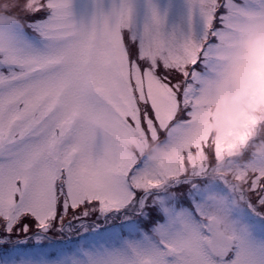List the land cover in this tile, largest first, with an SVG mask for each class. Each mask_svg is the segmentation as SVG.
Masks as SVG:
<instances>
[{
  "label": "snow or ice",
  "instance_id": "6c2138e0",
  "mask_svg": "<svg viewBox=\"0 0 264 264\" xmlns=\"http://www.w3.org/2000/svg\"><path fill=\"white\" fill-rule=\"evenodd\" d=\"M5 11L0 264H264V169L233 170L234 181L247 173L227 202L251 226L244 242L201 241L177 260L168 240L178 218L160 223L158 190L182 175L119 157L113 135L206 149L211 138L192 125L198 100L236 71L225 53L239 32L264 27V0H8Z\"/></svg>",
  "mask_w": 264,
  "mask_h": 264
},
{
  "label": "clouds",
  "instance_id": "9594fccd",
  "mask_svg": "<svg viewBox=\"0 0 264 264\" xmlns=\"http://www.w3.org/2000/svg\"><path fill=\"white\" fill-rule=\"evenodd\" d=\"M7 4L8 0H0V24L10 23L14 18V14L5 11ZM225 55L228 62L236 66V71L221 78L211 96L199 98L201 107L192 119L193 128L201 134V139L211 138L206 149L194 147L182 152L181 142L175 139L113 133L120 145L118 155L121 158L138 154L153 164L163 161L186 179L193 175V163L205 161L208 165L206 177L211 181L219 179L226 186L224 193H206L199 202L203 210L199 220L190 218L183 208L177 210L176 235L168 240V247L177 260L183 259L181 247L198 251L201 241L221 245L242 243L251 232L249 223L242 216L234 215L227 202L234 187H242L247 173L264 169V133L257 131L258 122L264 120V27L250 25L239 32ZM228 129L246 135L236 143L234 137L227 134ZM217 137L222 138L223 144L218 155L213 144ZM245 149L249 158L242 163L247 173L234 181L233 170L240 167L237 157H241ZM168 183L167 177L162 178L161 188ZM231 205L241 207V200L233 197ZM202 224L207 225L210 234L200 231ZM155 234L159 238V233Z\"/></svg>",
  "mask_w": 264,
  "mask_h": 264
},
{
  "label": "rangeland",
  "instance_id": "374dc122",
  "mask_svg": "<svg viewBox=\"0 0 264 264\" xmlns=\"http://www.w3.org/2000/svg\"><path fill=\"white\" fill-rule=\"evenodd\" d=\"M258 132L264 133V120L258 122L257 127ZM255 139V137H253ZM247 152V151H246ZM249 155V153H248ZM146 160V158L143 157ZM243 160L237 157V162L240 167H244ZM161 194L164 207L168 209V212L161 210L162 219L160 223H167L170 217H175L178 209V201H184L191 204L193 211L183 208L187 215L192 219L199 220L201 218L202 209L199 207V202L202 201L206 193L215 191L219 193H224L227 191L226 186L219 179L214 181L209 180L205 174L193 173L190 179L184 178V176L179 177L175 182H169L163 188L158 190ZM179 205H182L179 203ZM234 215H239L236 212H232ZM243 217V216H242ZM247 221L246 217H243Z\"/></svg>",
  "mask_w": 264,
  "mask_h": 264
}]
</instances>
